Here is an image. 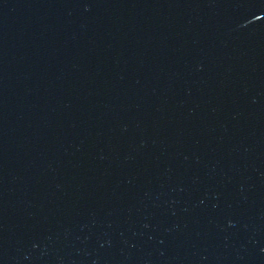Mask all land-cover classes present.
Wrapping results in <instances>:
<instances>
[{"label":"water","instance_id":"1","mask_svg":"<svg viewBox=\"0 0 264 264\" xmlns=\"http://www.w3.org/2000/svg\"><path fill=\"white\" fill-rule=\"evenodd\" d=\"M0 264H264V0H0Z\"/></svg>","mask_w":264,"mask_h":264}]
</instances>
